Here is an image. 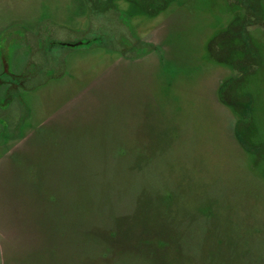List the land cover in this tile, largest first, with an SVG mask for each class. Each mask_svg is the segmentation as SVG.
<instances>
[{"label":"rangeland","instance_id":"374dc122","mask_svg":"<svg viewBox=\"0 0 264 264\" xmlns=\"http://www.w3.org/2000/svg\"><path fill=\"white\" fill-rule=\"evenodd\" d=\"M0 264H264V0H0Z\"/></svg>","mask_w":264,"mask_h":264},{"label":"trees","instance_id":"16d2710c","mask_svg":"<svg viewBox=\"0 0 264 264\" xmlns=\"http://www.w3.org/2000/svg\"><path fill=\"white\" fill-rule=\"evenodd\" d=\"M4 73H5V71H4ZM221 94V93H220ZM221 97V96H220ZM227 103V102H226ZM228 105H229V103H227Z\"/></svg>","mask_w":264,"mask_h":264}]
</instances>
